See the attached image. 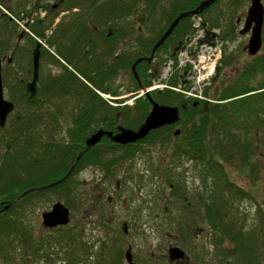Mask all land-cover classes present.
Wrapping results in <instances>:
<instances>
[{
	"label": "trees",
	"instance_id": "trees-1",
	"mask_svg": "<svg viewBox=\"0 0 264 264\" xmlns=\"http://www.w3.org/2000/svg\"><path fill=\"white\" fill-rule=\"evenodd\" d=\"M202 1L204 0L182 2L181 8L171 16L164 17L161 20L160 23H163V28L154 39L158 38L178 15L191 11V9H196ZM220 1L218 0L213 3L209 8L201 12L200 15L205 17L206 22L209 23L211 28H222L223 33L221 37L226 42L232 34L237 33L238 19L240 17L236 19L232 17L231 20L227 19L223 23V12L219 11L217 14L211 12ZM102 10H110L111 14L114 15L113 2L110 3V6L105 5ZM102 15H106L109 18L103 17V21ZM99 16V21L95 18V24H114L111 15L101 13ZM94 17L95 15L92 19ZM50 25L46 21L41 24L36 19L30 28L34 34H37L43 31L45 26ZM191 32V16L181 19L167 39L169 47L165 50L159 47L152 61H148L145 58L137 64L136 70L138 76L145 87L150 86L152 79L158 78L161 74V64L165 61V58L161 57V53L165 51L168 54V58L176 59L179 50H177V47L180 48L186 35ZM154 39L153 42H149L145 34L137 35V43L129 51H125V56L123 55L122 58L120 57V59L114 60L112 63H107V60L98 57L96 46L90 45L89 49L84 48L80 50L83 55L78 58L76 57L78 50L72 47L68 49H56L83 78H80L76 72L64 65L59 58L51 53L52 51L46 49L47 54L43 51L42 65L54 63L60 68V71L56 75H51L53 72H49L47 75L43 72L41 73L38 86L41 102L32 100L29 102V105L42 107L52 105L53 107L56 105L68 106L71 104L75 106L78 104L80 106H89V122H92L94 118L100 124V127L105 128V130L115 133L120 130V126L121 128H138L149 114L151 107V102L146 94L137 97L133 105L125 104L122 107H120V104L114 106L111 103H119L121 100L106 98L104 95L118 97L120 94L123 95L124 93L135 92L141 89L140 81L135 77L132 67L138 59L151 56L153 47L155 46ZM109 47L108 45H105L104 48L99 46V49L102 52ZM224 54L222 64L229 65L233 60V56H226V49ZM258 54L253 56L252 60L254 62L252 64L240 69L238 75H236V78L231 83L224 84L219 90H215L214 92H211L210 86L204 89L205 94L214 97L217 100L216 102L187 97L181 92L168 88L162 91L155 90L150 92L151 96L158 103L180 107L181 120L193 123L192 127H186L189 133L191 131L192 134L186 138H190L191 141L184 142L179 149H182L184 154L193 153L194 155H199L204 167L203 180L207 183V177L214 176L217 179L216 182L220 183L222 190H228L235 198H247L252 194L250 191L232 182L231 172L228 168L229 164L240 162L241 170L253 177V184L256 186L260 183V178H264V158L261 157V155H264V116L262 115V113L264 114V55ZM71 55L76 57V59L71 58ZM17 58L19 59L18 56ZM16 63L19 65L14 68ZM14 65L11 71L13 72L12 76L18 79L26 76L31 77V62L26 67L22 66L19 60L15 59ZM22 70L23 73L20 74ZM125 73H127L128 81H120L119 77ZM169 83L174 86L179 84L178 72L171 77ZM21 84L24 90V83ZM123 87L126 89L123 90ZM256 90L260 91L251 93ZM121 110L120 116L118 112ZM182 115H188V117L182 119ZM189 116L192 117L189 118ZM101 122H103V125H101ZM95 130V128L90 127L86 135ZM259 132L263 134L259 137L255 136ZM86 135L84 134L82 137ZM105 138L109 139L108 136H105ZM254 139L256 142L260 141L257 146H254ZM214 140L215 142H213ZM89 155V152L85 153L80 162ZM14 156H18V154ZM30 163H33V161ZM2 168L4 169V167ZM5 168L8 172L0 171V196H4V199L0 198L1 200H7L6 203L11 204V206L7 211L0 213V261L14 258L12 250L17 249L14 245L17 242L25 252L22 254L25 259L23 261L25 263L29 261L28 264L56 263L59 258L53 261L52 257L55 254L61 256L66 262L81 263L77 260L78 254L83 250L86 252L87 248L84 245H78V241H80L77 239L78 237L64 232L60 234L58 229H62L63 226L54 229L57 232L55 236H40L38 238L26 226L19 212L18 215L16 212V216L12 215L8 219L7 212L14 211L16 208L19 209V206L23 204V202L19 204L20 201L13 203L12 200L25 189L48 182L61 181L60 184L52 188L53 191L59 194L57 189L63 186L64 181L62 179L64 178L62 176L43 175L34 177L29 172V167L26 173H24L25 165L20 159L18 160V157L11 156L8 162H5ZM41 169L44 170L43 167ZM65 171L66 168L63 170V173ZM5 177L6 180L3 183V178ZM176 185H179V183ZM4 187L8 188V195L3 194ZM224 195V192H218L216 202L210 201L206 196H203L202 200L200 199V206L202 207L200 217L205 219L203 221L207 222L205 225L209 226L211 231L214 232V246L217 251L218 264H261L260 259L262 255L258 242L260 241V243L264 244V209L261 206L257 209L260 231L257 230L253 234H247L244 232L243 226L238 225V221L235 220L236 218H232V221L231 217L227 215L226 208L229 205V200H225ZM31 196L34 195H28L26 199ZM4 203L0 202V205L4 206ZM17 217L22 219H16ZM199 255L200 253L196 257L199 258ZM41 260L47 261L41 263ZM117 263V261L112 262V264Z\"/></svg>",
	"mask_w": 264,
	"mask_h": 264
},
{
	"label": "flooded vegetation",
	"instance_id": "flooded-vegetation-1",
	"mask_svg": "<svg viewBox=\"0 0 264 264\" xmlns=\"http://www.w3.org/2000/svg\"><path fill=\"white\" fill-rule=\"evenodd\" d=\"M185 1L188 0H0V55L2 58L4 98L14 103L13 110L8 113L7 118L3 123H1L0 118V151H2L0 152V171L5 173L8 172L5 168V162H8L9 158L12 156L18 157V160L20 159L25 165L24 173H26V170L29 167V172H31L34 177H40L41 175L62 176L64 178L62 179L64 184L57 189V191L61 193L62 196L65 195V199L64 201H58L66 204L70 210H72L75 205L80 203L84 204L87 196H89L88 191L90 188L95 189V187H100L101 190L99 192V197L95 200L92 199L91 205L94 208L93 211H97L100 214V221H104L106 225H113L110 223L114 222V224L122 223L124 234L127 235L129 233V225L131 224L130 221L116 220L115 215L110 212V209H113L112 207L114 206L115 201L121 199L124 190L131 193L126 195V197L131 200L133 195L139 194L151 183H149L147 176L149 171H153L154 156L151 153L152 145L159 144L165 147L171 146L173 150L170 156L171 164L167 166L166 172L176 161L173 156H176L179 159L184 157L189 158V160L194 162L195 165L196 162H200L201 159L199 155H194L193 153L184 154L182 152L183 150L179 149L184 142L191 141L190 138H186L192 135L191 131L189 133L186 127H192L193 123L191 121L181 120V109L179 107L178 121L153 129L145 138L137 140L136 142L119 144L113 141L111 137L108 136L109 139H106L105 136L107 135L103 136L96 145L92 146L85 152H89L90 155L80 162V159L85 154L84 153L77 161L74 168H72L78 155L87 147L88 138L99 129L105 130V128L100 127V124L96 122L97 120L94 118L92 122H89V106H80L78 104L75 106L56 105L53 107L52 105L46 107L29 105V102L32 100H36L39 103L41 102V96L38 94L40 78L37 83V92L34 96H31V92L27 89L28 82L33 79V51L37 43L40 41L42 43L39 68L40 76L41 67L45 65H42V55L44 54L43 51L46 49L52 51L51 53L74 72L76 71L73 67L61 56L59 51H56V49H68L72 47L73 49L78 50L76 54V57L78 58L83 55L80 50L84 48L89 49V46L92 45L97 47L98 57L107 60V63H112L114 60L120 59V57L122 58L125 51H129L137 43V35L145 34L148 41L153 42V39L163 28V23H160L161 20L164 17L174 14L179 8H181V3ZM111 2H113L114 5V15L111 14L110 10H102L105 5L110 6ZM101 13L111 15L114 24H95V18L99 21V14ZM94 15L95 17L92 19ZM20 16H25L27 18L24 29H21L17 24ZM35 16H38L37 19L41 24L46 21V23H50L51 25L45 26L43 31L34 34L30 27L35 21ZM190 16L192 24V18L194 16ZM101 17L103 21V17L109 18L106 15H102ZM30 18H32V21L29 20ZM109 21L112 22L111 20ZM172 23L173 21L164 29L158 38L154 39L155 44ZM168 37L160 46L163 50L169 47L167 41ZM105 45L110 47L101 52L99 46L104 48ZM178 49L179 47H177V50ZM45 54H47L46 51ZM76 57L71 55V58L76 59ZM15 59L19 60L22 66L26 67L31 62V77L26 76L27 78L24 77L18 79L17 77L12 76L13 72L11 71L13 70ZM48 66L56 69L53 73L50 71L52 73L51 75H56V73L60 71V68L54 63H50ZM21 73H23V70L20 71V74ZM134 75L138 79L135 73ZM78 76L83 78L80 74H78ZM119 80L128 81L127 73L119 77ZM21 83H24V90L22 89ZM125 89L126 88L123 87V90ZM151 91L155 90L152 89L150 92ZM159 91L162 90L159 89ZM136 92L137 91L128 92L123 95L120 94L118 97H113L112 99L121 100L119 103L116 102L114 106L120 104V107H122L125 104H129L130 99H132L131 101L134 103L137 97L144 95L135 94ZM146 96L151 102V107L149 109L150 114L153 109L152 99L154 101L155 99L151 94L150 97L147 94ZM183 108L186 109L185 106H183ZM121 113L122 110L118 112L120 116ZM187 117L188 115H182V119ZM191 117L192 116H189V118ZM144 122H142L138 128L133 130H139ZM101 125H103V122H101ZM90 127H93L96 130L89 135H86L88 133L87 130ZM119 128L121 130V126ZM118 132L113 133L116 134ZM84 134L86 136L82 137ZM16 154H18V156H14ZM137 159H140L143 163L142 171L140 173H138L136 169L137 167L139 168V165L135 163ZM31 161H33V163H30ZM54 161L57 162L54 163ZM2 167H4V169ZM42 167L44 170L41 169ZM65 168L66 171L63 173ZM71 168L72 171L69 173ZM137 178H140L141 181L132 188L133 181ZM5 180L6 177L3 178V183ZM52 183L55 184L51 185ZM60 183L61 181L48 182L28 187V189H25L12 201L13 203L22 201L23 204L27 206L26 208L29 209L30 206L46 199L48 193H57L53 191L52 188ZM177 183H179V185H176ZM170 185L172 188L174 186L179 189L184 188L181 178H174V181H172ZM3 194H9L7 187H4ZM31 194L34 196L26 199V197ZM0 197L4 199V196ZM1 198L0 202L5 203L4 206L0 205V213L7 211L11 206V204L6 203L7 200H1ZM58 201L54 202L53 205ZM52 206L48 210L52 209ZM184 207L188 208V206ZM169 208L170 207L167 205L165 210L169 211ZM106 210H108L107 213H111L110 218H105ZM195 210L197 211V209ZM45 211H43L42 214ZM26 217L24 215V218ZM72 219L73 214L71 212V221ZM195 219H197L195 214L194 216H191L190 214V216L188 215L185 217L184 221L182 220L183 224L185 222L187 223L189 229L187 236V241L189 243L191 238L195 239V237H193L194 232L192 231L191 226L198 223V221H201L202 224L207 223L203 222L205 220L203 218L199 220ZM71 221L69 224H71ZM56 228H51V230ZM74 233L75 231H72L73 236H75ZM179 236H181V233ZM212 236L215 243L214 232L211 231V238ZM129 249L133 254L134 263L137 264L131 246H129L126 252ZM185 251L188 253L187 250ZM126 252L124 262L129 264L126 259ZM197 253H200L199 258L195 256V258L192 259L189 256L188 259H180L174 261V263L215 264L214 259H216V250L209 251L208 254L210 260L208 262L207 258L204 259L205 257L201 254V251H198ZM146 262H148L147 259Z\"/></svg>",
	"mask_w": 264,
	"mask_h": 264
},
{
	"label": "rangeland",
	"instance_id": "rangeland-1",
	"mask_svg": "<svg viewBox=\"0 0 264 264\" xmlns=\"http://www.w3.org/2000/svg\"><path fill=\"white\" fill-rule=\"evenodd\" d=\"M250 5L251 0H221L211 11L216 14L219 11L223 12V23H225L227 19L231 20L232 17H235V19L241 17L242 19L238 24L236 30L237 33L232 34L226 42L222 40V43H224V52L226 49V56L232 55L233 60L229 65L222 64V58L219 60L217 65L219 69L216 71V74L210 78L211 81H208V86L211 87V92L219 90L224 84L231 83L236 78V75H238L241 68L254 62L252 60L254 57L250 56L243 50V47L246 46L249 41L250 34L242 35L239 32L240 28L243 26ZM20 17L18 18L19 22L17 24L21 29H24L27 18L25 16ZM37 18L38 16H35L34 19L36 20ZM29 20L32 21V18ZM219 30L222 34V28L219 27ZM187 38L188 36L185 37L181 50L177 52L178 59L179 55L182 58H185L180 52L189 45ZM186 52L189 53V50H186L185 54ZM198 52H200V50L195 49V53L192 55H195ZM224 52L223 55H225ZM260 54L264 55L263 47L258 55ZM161 57L165 58V61L161 64V73H163L162 70L165 62L169 58L165 51L161 53ZM189 58L191 61L195 60L191 55ZM17 65L19 64L16 63L14 68L18 67ZM180 66L181 64L179 62L175 68V72L178 71L182 74L184 80L188 79L184 75V70ZM50 71L54 72L56 69L48 65L41 67V73L43 72L47 75ZM186 71H188V69ZM164 74L166 76L168 73L164 71ZM162 83L165 82L158 81L155 84L163 85ZM193 85V82L188 83L187 87L191 88ZM197 88L199 90L196 91L202 90L205 97V87H200L198 85ZM259 91L260 90H256L251 93ZM210 98L214 99L212 96ZM131 100L132 99L129 101ZM262 115L264 116L263 113ZM262 134V132H259V134H255V136L259 137ZM213 142H215V140ZM253 143L254 146H257L260 141L256 142L254 139ZM172 151L171 146L165 147L159 144L152 145L151 153L154 156L153 171H149L147 176L149 183H151L146 189L140 192L141 195L140 193L133 195L131 200L126 197V195L131 193L124 190L121 199L115 201L114 206L112 207L113 209H110V212L115 215L116 220L130 221L131 224L129 225V233L127 235L124 234L122 223L114 224V222L110 223L113 225H106L104 221H100V214L97 211H93L94 208L91 205L92 199L95 200L99 197V192L101 190L100 187H95V189L90 188L88 191L89 196H87L84 204L80 203L73 207L71 210L73 214L71 224L63 226L62 229H58V232L60 234L63 232L72 234V231H75L74 235L80 240L78 241V245H84V247L87 248L86 252L83 250L78 254L77 260L81 262L79 264H99L101 261H103L101 264H112L113 261H117L120 264H126L124 262V257L129 246H131L132 251L135 254V261L137 264H179L178 262L174 263L169 259V248L175 245H179L187 250V254L192 259L198 254V251H201V254L204 255L205 259L207 258V261H209V251L216 250V247L213 246L215 243L213 241V236L211 238V230L209 226L202 224L201 221L193 224L191 228L194 232L193 237H195V239L191 238L189 243L187 241L189 229L187 223L185 222L183 224L182 220L184 221L185 217L188 215L190 216V214L191 216H194L195 214V217H197L195 220L201 219L200 214L202 213V207L200 206V203L202 197L206 196L210 201L216 202L218 192L221 191L225 193L224 199L229 200V205H227L226 211L227 215L231 217L230 219L233 221V219L236 218L235 220L238 221V225L243 226V230L247 234H253L257 230L260 231L259 214L257 209L259 206L264 209L263 177L260 178V183L256 186L253 184V177L245 174L241 170L240 162L229 164L228 168L231 172L232 182L239 187L250 191L252 194L247 198H235L228 190H222L220 183L216 182L217 179L214 176L207 177V183L203 180L204 167L201 161L196 162L195 165L194 162L189 160V158L184 157L179 159L172 154L176 161L166 172L167 166L171 164L170 156ZM261 157L264 158V155H261ZM135 163L139 165V168L136 166V169L138 173H140L142 171L143 163L140 159H137ZM174 178H181L184 188L179 189L175 188V186L172 188L170 183L171 181H174ZM140 181V178L134 179L132 188H134ZM60 195L61 193H48L46 199L30 206L29 209L26 208V205L21 204L22 201H20L19 204L21 205L19 206V209L16 208L14 211L7 212L8 219L12 215H15L16 212L18 215L19 212L22 215L26 226L33 232L35 237L55 236V234H57L55 230L43 226L41 214L43 211L51 208L54 202L58 200L64 201L65 195ZM167 205L170 207L169 211L165 210ZM184 206H188V208H185ZM195 209H197V211ZM107 212L108 210H106L105 218H110L111 213ZM24 215L25 217L27 215V217L24 218ZM16 219L22 218L17 217ZM180 233L181 236H179ZM14 245L17 247V249L12 250L14 258L0 261V264H28L29 261L26 263L23 261L25 259L22 254L25 252L22 250V246L17 242H15ZM258 246L261 248V264H264V244L259 241ZM57 258H59V260L53 264H78L76 262H66L57 254L52 257L53 261ZM217 258L218 257L216 256V259H214L215 264H218ZM146 259L148 262H146ZM46 261L47 260H45V262ZM45 262L41 260V263Z\"/></svg>",
	"mask_w": 264,
	"mask_h": 264
},
{
	"label": "water",
	"instance_id": "water-1",
	"mask_svg": "<svg viewBox=\"0 0 264 264\" xmlns=\"http://www.w3.org/2000/svg\"><path fill=\"white\" fill-rule=\"evenodd\" d=\"M217 0H204L201 4L192 11L184 12L179 15L159 39V41L153 47V51L150 57L146 58L148 61H152L157 49L164 43L166 38L172 34L175 27L178 25L181 19L198 14L202 12L205 8L209 7L211 4L215 3ZM241 19H238L240 22ZM263 26H264V3L263 0H251V5L248 9L244 24L240 29V34L246 35L250 34L249 41L246 46L243 47L245 52H248L250 56L257 55L263 46ZM42 43L39 41L33 51V79L28 82L27 89L31 92V96H34L37 92V83L40 78V56H41ZM145 58L138 59L133 65V71L137 75L142 91L145 92L149 97L150 93L147 91L146 87L141 82L136 67ZM153 109L151 110L149 116L147 117L144 124L139 128V130H133L129 128H121V130L114 134L112 131L99 129L93 133L87 140V147L83 150L77 157V161L83 156V154L89 150L92 146L96 145L103 136L107 135L112 138L113 141L119 144H128L136 142L137 140L145 138L149 132L153 129L159 128L165 124H172L179 120V107L170 105H161L152 99ZM14 108V103L6 100L4 98V90L2 83V58L0 55V118L1 123H3L9 112ZM69 171V173L72 171ZM68 175V174H67ZM55 183H52L53 185ZM7 208V207H6ZM43 225L47 228H56L59 226H66L71 221V210L61 201H58L52 206V209L45 211L42 214ZM169 259L170 261H177L184 258H189L186 251L178 245L171 246L169 248ZM126 259L129 264H135L133 261V254L129 249L126 252Z\"/></svg>",
	"mask_w": 264,
	"mask_h": 264
},
{
	"label": "built area",
	"instance_id": "built-area-1",
	"mask_svg": "<svg viewBox=\"0 0 264 264\" xmlns=\"http://www.w3.org/2000/svg\"><path fill=\"white\" fill-rule=\"evenodd\" d=\"M192 24L194 35L187 38L189 45L180 52L185 58L179 55L180 67L184 70V75L188 78L187 80H191L194 83L192 88L185 91V93L190 96L207 99L202 95V90L196 91L198 90L197 86L200 85V83L208 84L210 78L215 74L217 64L222 57V42L219 31L217 29H208L207 24H205L201 16H194ZM195 49H199L200 52L192 55L195 53ZM186 50H189V53L186 52L185 54ZM190 55L194 57V61H191L189 58ZM172 63L173 62L170 61L167 64L165 70L168 73L167 75L171 73ZM186 68L188 71H186Z\"/></svg>",
	"mask_w": 264,
	"mask_h": 264
}]
</instances>
